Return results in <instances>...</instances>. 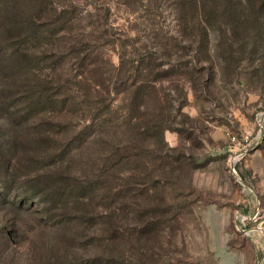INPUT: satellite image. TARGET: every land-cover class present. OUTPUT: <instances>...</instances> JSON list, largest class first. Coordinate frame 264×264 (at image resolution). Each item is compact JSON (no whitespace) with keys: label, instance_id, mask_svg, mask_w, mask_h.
<instances>
[{"label":"rangeland","instance_id":"374dc122","mask_svg":"<svg viewBox=\"0 0 264 264\" xmlns=\"http://www.w3.org/2000/svg\"><path fill=\"white\" fill-rule=\"evenodd\" d=\"M52 2L65 105L30 114L0 0V264H264V0Z\"/></svg>","mask_w":264,"mask_h":264},{"label":"trees","instance_id":"16d2710c","mask_svg":"<svg viewBox=\"0 0 264 264\" xmlns=\"http://www.w3.org/2000/svg\"><path fill=\"white\" fill-rule=\"evenodd\" d=\"M27 2V3H26ZM28 9H21L22 6L26 5ZM59 7L57 4L52 2V0H7V51L10 52L11 62L10 67L7 68V74L13 77V80L18 81V76L16 74L23 72L20 74L19 78L22 77V80L19 81V84L14 81L10 83L11 87H22L23 92L26 93L25 99L27 100V110L30 114H38L41 111H44L47 107H56L60 105V108H63L65 104H57L51 99V95H49V84L55 83L54 77L50 80L47 77H43L41 75L43 69L39 66V61H35L32 59L34 53H38L40 49L44 51V53L50 50L51 39L45 41L47 37H55L56 35V27L58 26L59 21L56 19ZM237 23V22H236ZM6 34V33H5ZM43 52L39 54H44ZM52 56L42 57L44 61L50 62V66L48 67L50 70L54 71L52 62ZM54 95V94H52ZM98 120L99 118L96 117ZM100 126V124H98ZM88 128L84 127L81 129L76 136L72 140H70V146L75 149L77 146L80 148L85 138L88 135ZM120 165V162L117 163ZM116 167V166H115ZM93 185L89 183H85V181L78 183V187H75L78 190V195L75 198V201H79L80 199L87 198V196L92 192ZM37 195V194H36ZM45 201H42V204H38L40 206L37 211L40 214L44 212L51 211L50 208L45 207ZM52 208V207H51ZM79 212V211H78ZM80 214L76 216L71 215H63V220L61 224L64 222H70L72 220L79 221L81 224H90L88 214ZM106 222V233L109 234V241H116L120 234L119 229L121 225L116 221L115 218L105 217ZM97 246H103L102 242H99ZM112 241V242H113ZM91 243H93V238L91 239ZM108 244L105 249L107 248ZM112 255H115L113 251H111V256L107 255V259L103 260L102 257H98L96 259H92V264H117L114 262Z\"/></svg>","mask_w":264,"mask_h":264},{"label":"built area","instance_id":"2783aa9c","mask_svg":"<svg viewBox=\"0 0 264 264\" xmlns=\"http://www.w3.org/2000/svg\"><path fill=\"white\" fill-rule=\"evenodd\" d=\"M227 135H228V137L230 138V141H231V143L235 146V147H241V148H245V149H247L246 148V146L248 147V145H249V137L248 136H243L242 138H240V139H237V138H235L234 136H230V134H228L227 133ZM239 155H241V153L240 154H238V156L237 157H239ZM241 157V156H240ZM235 159V161H236V158H234Z\"/></svg>","mask_w":264,"mask_h":264}]
</instances>
